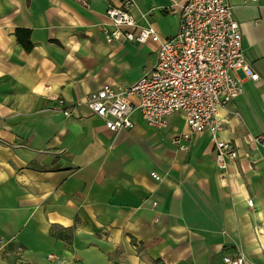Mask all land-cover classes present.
<instances>
[{"label":"crops","instance_id":"crops-1","mask_svg":"<svg viewBox=\"0 0 264 264\" xmlns=\"http://www.w3.org/2000/svg\"><path fill=\"white\" fill-rule=\"evenodd\" d=\"M121 1L0 0V264H223L238 253L264 264V146L250 142L264 134V0H227L258 80L239 72L243 93L218 112V138L238 153L226 174L209 133L187 151L164 140L187 132L180 114L156 130L135 112L133 129L111 133L85 105L156 62V43L105 41L106 10ZM133 1L128 31L178 32L185 0ZM16 29L30 31V51ZM124 143L138 159L117 154Z\"/></svg>","mask_w":264,"mask_h":264},{"label":"built area","instance_id":"built-area-1","mask_svg":"<svg viewBox=\"0 0 264 264\" xmlns=\"http://www.w3.org/2000/svg\"><path fill=\"white\" fill-rule=\"evenodd\" d=\"M133 7V0H122L118 7L106 10L110 28L103 31L105 41L156 43V62L134 83L102 85L86 96L85 105L111 133L133 129L135 112L156 130L167 127L168 116L180 114L187 132L173 137L172 144L187 151L196 136L209 133L215 166L226 174L228 164L237 159L238 153L230 141L218 138V112L243 93L239 72L252 82L258 80L244 58L240 26L231 6L227 0H185L179 9L178 32L167 40L160 39L150 25L139 27L137 33L128 31L137 27L130 13ZM58 104L64 116L70 117L67 104L62 100ZM250 142L264 146V134L250 138ZM151 176L158 179L154 172ZM247 203L252 207V201ZM3 246L0 239V250ZM223 264H245V259L238 253L223 257Z\"/></svg>","mask_w":264,"mask_h":264},{"label":"rangeland","instance_id":"rangeland-1","mask_svg":"<svg viewBox=\"0 0 264 264\" xmlns=\"http://www.w3.org/2000/svg\"><path fill=\"white\" fill-rule=\"evenodd\" d=\"M176 124V123H175ZM181 128L182 124L179 123L175 129L177 128ZM164 140L166 142H169L170 145H172L173 147H175V145L172 144L171 139L170 138H164ZM119 149L117 150V154H119L122 157H131L134 160L138 159V153H137V149H135L133 146H131L130 144L128 145L127 143H124L122 145H119ZM176 148V147H175ZM177 149V148H176Z\"/></svg>","mask_w":264,"mask_h":264},{"label":"trees","instance_id":"trees-1","mask_svg":"<svg viewBox=\"0 0 264 264\" xmlns=\"http://www.w3.org/2000/svg\"><path fill=\"white\" fill-rule=\"evenodd\" d=\"M15 36L17 42L23 47L25 51L32 49V44L29 41L30 31L26 29H16Z\"/></svg>","mask_w":264,"mask_h":264}]
</instances>
